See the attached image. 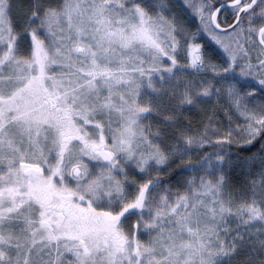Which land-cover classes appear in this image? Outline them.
<instances>
[{
	"label": "snow or ice",
	"instance_id": "snow-or-ice-1",
	"mask_svg": "<svg viewBox=\"0 0 264 264\" xmlns=\"http://www.w3.org/2000/svg\"><path fill=\"white\" fill-rule=\"evenodd\" d=\"M0 264H264V0H0Z\"/></svg>",
	"mask_w": 264,
	"mask_h": 264
}]
</instances>
